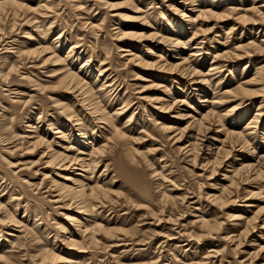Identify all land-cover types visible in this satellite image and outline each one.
I'll use <instances>...</instances> for the list:
<instances>
[{
    "label": "bare ground",
    "instance_id": "1",
    "mask_svg": "<svg viewBox=\"0 0 264 264\" xmlns=\"http://www.w3.org/2000/svg\"><path fill=\"white\" fill-rule=\"evenodd\" d=\"M123 8L135 16L121 14ZM93 9L97 11L94 17ZM125 20L142 24L130 28ZM229 21L232 24L227 27ZM15 32L24 34L26 40L8 39ZM109 37H114L113 42ZM3 51L0 190L11 193L9 202L0 197V239H5L0 241V264H26L27 258L32 264H79L91 260L87 257L101 237L134 236L112 226L106 215L108 205H121V193L113 189L118 176L110 177L111 167L105 161L117 152L134 167L147 161L131 146L132 140L139 139L132 137L139 128L142 140L179 144L177 153L200 170L190 171L198 186L204 178L216 180L212 195L207 193L208 210L202 209L193 222L198 231L184 236L198 245L206 240L225 245L211 251L203 246L207 261L194 264L217 263L210 258L219 264H264V0H0V54ZM116 60L136 81L142 80L136 69L155 72L152 78L159 80L155 87L160 96L151 101L150 111L143 103L146 100L132 93ZM46 67L52 79L48 83L37 72ZM33 110L36 119L31 117ZM48 113L52 117L44 126ZM18 124L30 134H17ZM48 133L53 140H48ZM56 137L58 149L53 145ZM18 151L21 155L38 152L39 159L26 164V170L45 164L57 179L40 174L42 181L35 187L22 178L8 162ZM159 162L164 163L160 172H152L160 177L158 187L163 191L155 205L160 207L159 214H169L166 218L154 209H148V214L157 222H177L173 212L183 200L170 195L172 190L164 185L169 179L167 162ZM118 165V172L125 173L127 167ZM38 173L39 169L33 171ZM49 178L47 192L56 194L55 204L63 203L72 227L63 228L62 246L57 237L49 241L51 233L43 228V219H38L35 210L30 212L28 187L39 192ZM142 191L144 197L150 195L146 188ZM127 197L124 202L133 205ZM22 200L27 205L19 217ZM257 201L262 205L255 209ZM239 202L246 204L239 206ZM208 211L212 219L205 216ZM172 237L167 238L175 240ZM247 242L251 249L245 253ZM8 248L25 251L6 252ZM229 250L247 259L227 262Z\"/></svg>",
    "mask_w": 264,
    "mask_h": 264
},
{
    "label": "rangeland",
    "instance_id": "2",
    "mask_svg": "<svg viewBox=\"0 0 264 264\" xmlns=\"http://www.w3.org/2000/svg\"><path fill=\"white\" fill-rule=\"evenodd\" d=\"M104 1L114 2V1H121V0H104ZM92 11L94 12L93 13V17H94L95 13L97 11L95 12V9H93ZM99 11L101 12V10H99ZM120 11H121V14H123V15H129L132 17L135 16L134 14H132V12H130L129 8H123ZM167 15L168 16L171 15V17H173L172 14H170V13H168ZM173 15H175V14H173ZM123 23L130 28L133 27L134 25L140 26L142 24L141 22H137L136 20H125V21H123ZM226 23H228L227 27H230L232 24L231 21L226 22ZM222 25H224V24H221L220 26H222ZM144 27H146V26H144ZM211 27H212V25H211ZM22 37H24V34H21L19 32H15V33L9 35L8 39L12 38L11 41H13L15 39H17L19 41L26 40L24 38L22 39ZM113 39H114V37L112 39L109 37L110 42H113ZM140 44H142V43H140V42L137 43V45H140ZM143 44L148 45L149 43L143 42ZM115 52H117V51H115ZM3 53H4V51L1 52L0 57L5 55ZM115 63L118 65V70L120 71V73L123 75V77L124 76L126 77V81L131 85L132 89L130 88V90L132 91V93L135 95V97L140 96L138 98L145 99L146 101H144L143 103L144 104L146 103L145 104L147 106L146 111H148V110L150 111V109H152V106H151L152 102L151 101L159 98V96H160V92H159L160 90L155 87V84L158 83L157 81H159V80L153 81L154 78H152V76H153L152 74H154L155 72L146 71V70L144 72V70L136 69L137 70L136 73L138 74V76L140 78H142V80L136 81V80H134V77L131 76V74L128 75L125 73V66H124V64H121L122 62L120 63L119 60H116ZM132 70L133 69H131V71ZM49 71H50V67H46V68H42V69L37 70V72L40 73L39 75L41 76V80L44 81L45 83H48L52 80L48 77L50 75V73L47 74ZM227 77H228V73L226 75V78ZM152 82H154V83H152ZM162 85H164V84H162ZM141 87H145L146 89L143 90ZM5 94L7 95V93H4V95ZM1 99H2V101H4V100L6 101L5 97H2ZM138 100L139 99L135 98L134 102L139 103L140 100L139 101ZM137 106L138 105H136L134 107V109L137 108ZM253 111H254V109H253ZM34 113H37V112L35 110H33V115L31 117H34L36 119L37 117L34 116ZM48 115L50 117L49 116L47 117L46 114L44 116V119H43L44 126L47 124L48 119H50L52 117L51 116L52 114L48 113ZM163 115H165V114H163ZM171 116H174V114H172ZM27 121L28 120L24 119V122H27ZM58 124L59 123L56 122L55 127L58 128L60 126ZM34 126H36V125H34ZM23 127L24 126H22V124H18L16 127V129H17L16 131H17V134L19 133V134H21V136L25 137L28 134H30V132H28V130H25ZM44 130H46V128H44ZM44 130H43V133H44ZM141 130L142 129L139 128V130H137V134L132 135V137L137 138V139L139 138V139H138V141L132 140L133 142L131 143V146L134 149H136L137 152L142 153L144 156H147V161H145V160L142 161V162H144L141 165L142 168H141V166L140 167H134L133 165H131L130 162L121 154V152H117L114 155L113 154L108 155L107 159L105 161V164H109L111 167L112 174L110 177H112L114 174H116L118 176L116 179L117 183L115 185H113L112 187H113V189L120 190V193H121V196L118 195L119 200L121 201L120 202L121 205H115V206H109L108 205L107 209L105 210L106 215H107V217H109V219H111L112 226H116V227L123 229V230H129V231H131V233H133L135 235L134 236L133 235L127 236L125 234L124 235L120 234L121 237H119V238L118 237H116V238L101 237L98 247L91 249V251H93V253H91L92 256L87 257V259L90 258L91 260L90 261H87V260L79 261V264H192V263L194 264V262L195 263L200 262V260L201 261L202 260L207 261V259H204V257L206 256L208 251H211L213 249H217L220 246V244L222 246L225 245L224 242H222V241L219 242V240H213L214 243H210V240H206V241H204L198 245L195 241L189 242L188 238L186 236H184V234L186 232L189 233L190 231H193V230L198 231V229H197L198 226H196V224H194L193 222H195L197 220V217L202 214L201 213L202 209H204L206 205L210 204L207 200V197H208L207 195L209 194V196H210L214 192L212 186L216 180H214V179L213 180H207L206 178H204L202 186H198L197 180L194 179V177L191 175V172H193L194 168L192 167V164L189 161L190 159H188L187 156H185L183 154L181 155V154L177 153L176 149H177V146H179V144H177V146H174V144L171 141H168V140L166 141V139H164V141H162V143L161 142L156 143L152 139H149V138L146 139V137H145V139L142 140L141 139L142 134L141 135L138 134ZM49 134L50 133H48V135ZM47 138L50 141L53 140L52 139L53 137L51 135L47 136ZM54 141H55V142H53L54 143L53 145H55L54 148L58 149V146L56 144H58V142H60V140L56 137V138H54ZM152 145H153V147H151ZM152 148L153 149L156 148V150H158V149L159 150L156 152L150 151V150H152ZM26 152L27 151H25V153ZM25 153H23L24 154V156H23V154L21 155V151H18V153L13 154L12 156H10L8 158L9 159L8 162L11 161L14 165V166L12 165L10 167H13L12 169L15 170V172H18V170H19L18 174L22 178H25V180H27L31 184H34V186L35 185L37 186L40 184V182L42 181V178H43L40 174L43 175V173H47L49 176L57 179L56 175L53 173L54 170L45 168L46 167L45 164L33 165L32 167L34 169L31 167L30 168L31 170L30 169L26 170L25 166H27V165L31 166V162L32 161H33V163L36 162L39 159L40 155L38 154V152H32V153L27 152L29 154H25ZM152 153H154V154H152ZM22 156H23V158H22ZM162 156H164V158ZM161 159H163V160L165 159V162H167L166 169L169 170V171L165 172L166 176L169 179H168V182L164 185L167 187L169 186L168 189H170V191L172 190L170 192V195H172L173 197H177L179 200H183L182 205H180V207L176 210V212L175 211L173 212V215L177 216V218H178L177 222H174V221H172L170 223L162 222V221H161L162 223L157 222V220H156L157 218L152 217V215H150L151 209H154L157 213L158 212L161 213L160 207L158 205L156 206L155 204H158V200H159L158 197L161 194V191H163V189L158 187L159 183L161 182L160 180H158L160 177L159 176L157 177V174L154 175L153 174L154 172H152L154 170H158L157 173L160 172L159 167L164 164V163L162 164L159 162ZM125 160H126V162H125ZM148 161L149 162L152 161V163H150L151 165L147 166V164H149ZM146 162H148V163L146 164ZM23 163H25V164H23ZM118 163H123L127 167V169H125V173L118 172L117 167H116V165L119 166ZM18 164H20V166ZM21 164H23V165H21ZM153 164H155L154 167H153ZM15 165H16V167L18 166L19 168L18 167L15 168ZM35 166H37V167H35ZM150 166H152V167L149 168ZM1 169L3 172L7 171L6 167H3ZM22 169H24V170L22 171ZM38 169H39V173L37 175L36 174L34 175L33 171L35 172V170H38ZM103 169L104 168H101L100 172ZM151 169H153V170H151ZM20 170L22 172H20ZM51 171H53V172H51ZM194 171L197 173L200 172V170L198 168H196V170H194ZM169 172H171V174ZM173 180H174V182H171ZM195 181H196V183H195ZM175 182L177 184H174ZM50 186L51 185H50V178H49L46 180V182H44V188L41 187L39 192H37L35 190L36 188H34V190H33L32 189L33 187L32 188L28 187L29 190L31 189L29 194L31 195V198H32V201H30V205L32 206V210H30V212L35 210L36 211L35 214L37 213L39 216L38 219H41V218L43 219V221H42V222H44L43 228L46 229V231H49L51 233V235H50L51 238L49 241H52L54 237H57L58 245L62 246L63 239H64V236L66 233L65 231H63V228L72 229V227H71L70 223L68 222V220L65 218V213H67V211L65 210L63 203L55 204L54 201L56 200V198L54 196H56V194L52 193L53 195H51L50 192H47L48 187H50ZM196 186H198V188ZM45 187H47V188H45ZM122 187H123V189H122ZM176 187H178V189H175ZM145 188H146V190L149 191L150 195L148 197H144V195L142 193H140V191L143 192L142 190H145ZM128 189H129L130 193L128 192ZM158 191H160V193ZM122 192H124V193H122ZM10 193L11 192H8V190L5 192L0 190V197H2L1 201L2 202H9ZM36 193H38V194H36ZM126 193H128V194H126ZM200 195H201V197H200ZM116 196L117 195H115L114 198H116ZM126 196H128L127 198H130L131 201L134 202V203H132L133 205L128 206L124 202V200H126ZM184 196L186 197L185 203H184V199H183ZM188 196H189V198H188ZM144 199H146L147 201H145ZM150 199H151V201H150ZM242 200H244V199H242ZM149 202L151 203V205L149 204ZM201 202L203 204L204 203L205 204L203 206H201L200 205ZM250 202H252V201H250ZM21 203L22 204H21V206L19 208V212H18L19 217L24 216V209L25 208H23V207H25L27 205L26 201L22 200ZM239 204H238L239 206H241V205L244 206V204H246V203L239 202ZM252 204H254V203H252ZM136 205L138 207L140 206L141 208H136ZM259 205H262V202H260V201L255 202V206H256L255 209ZM145 206H147V207H145ZM187 206H189V208L184 209V207H187ZM21 207H22V209H21ZM35 207L37 208V210ZM198 208H200L199 211H195ZM137 209H140V210H137ZM204 210L206 212L208 210V208H205ZM149 212H150V214H148ZM159 213H158V215H162L163 217L166 216V218H167L166 214H169V213H165V215H164V212H163V214H159ZM207 213H209V211ZM207 213L205 214V216L207 215L206 216L207 218L212 219L211 212L209 214H207ZM35 214L33 213V215H35ZM183 214H185V215L183 216ZM179 216H180V218H179ZM222 216H224V214H222ZM244 216H247V214L244 213ZM169 235H173L172 239H175V240H170L169 238H167ZM1 239H0L1 242L5 241V239H2V240ZM111 239H113V240H111ZM114 244H116V245H114ZM246 244L247 245L244 246V252L245 253L247 252V250L251 249L249 246L251 243L247 242ZM117 245H120V246H117ZM205 245L208 246V249H209L208 251L206 248H203V246L206 247ZM222 246L219 248H222ZM227 246L229 247V249L231 248L230 244L229 245L227 244ZM50 247H52V244ZM64 248L65 247H63V249ZM23 249H25V248H22L21 250H19L17 248L14 250L12 248H8V249H5V251L6 252H10V251L16 252L17 251V254H19L20 251H25ZM226 256H227V259H226L227 262L228 261L229 262H232V261L240 262L243 260L245 261L247 259V257H244V254H238L237 256H235V254L232 253L230 250L228 251ZM25 259H26V257H25ZM208 260L217 262L216 264H219L217 259L210 258ZM23 263L32 264V262L30 263L28 258H27V261H24ZM203 264H205V263H203Z\"/></svg>",
    "mask_w": 264,
    "mask_h": 264
}]
</instances>
